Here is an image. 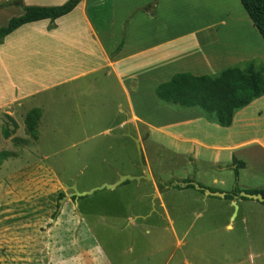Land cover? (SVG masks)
Returning a JSON list of instances; mask_svg holds the SVG:
<instances>
[{"label":"crops","instance_id":"0c3cea01","mask_svg":"<svg viewBox=\"0 0 264 264\" xmlns=\"http://www.w3.org/2000/svg\"><path fill=\"white\" fill-rule=\"evenodd\" d=\"M8 1L11 0H0V3L7 4ZM67 1L13 0L12 4L0 9L4 14L0 17V27L10 19L22 16L25 8L60 7ZM208 1L81 0L73 11L61 18L21 26L0 43V116L18 128L17 121L24 122L28 112L38 110L41 117L34 141L38 142V133L46 122L44 113L51 103L57 104L60 110V103L68 98L70 111L73 110L70 120L74 123L77 115L83 118L86 114V118L101 119L107 103L114 102V111L110 114L107 109L106 118L113 117V125L118 128L128 126L140 133L137 125L145 124L148 121L145 116L151 115L161 121L157 130L163 129L166 135L195 144L201 150L233 152L239 147L256 146L264 153V127L256 123L264 116L258 112L256 119L252 112V108L264 102V96L236 112L231 125L222 128L215 121L208 120L197 108L181 109L166 105L154 95V89L159 84L168 82L179 73L215 77L227 68L243 69L251 63L264 68V60L260 58L261 55L264 59L263 41L246 12L222 15L212 9L201 10ZM181 4L192 8L186 9L187 20L183 22L187 30L184 32L174 18ZM226 21L233 23L229 28V41L222 40L223 34H220L223 31L220 28L226 27ZM127 84L132 90L127 88ZM67 87V95L54 97L51 101L48 93ZM133 95L134 104L130 100ZM154 99L155 107L148 109L146 102L150 101L153 105ZM99 104L104 107L100 108L102 111H93L92 107ZM195 135L201 138L197 139ZM136 139L142 148V137ZM201 150L197 153L191 150L184 152V156L190 157L186 165L189 167L192 164L194 170L185 169L184 174L173 178L169 186L177 194L185 195V199L192 198L191 203L197 201L203 204L205 211L211 208L210 216L202 225L207 234L218 230V227L213 230L211 225L216 224L221 209L226 223L219 228L232 231L235 222L239 221L248 237L246 248L250 264H255V261L264 264V203L241 196L242 193L250 195L264 191V185L250 187L240 184L241 178L246 177L247 163L232 159L231 166H222L219 153L212 163L208 162L218 168L216 171L203 168L199 172L197 163H204L199 160L203 155ZM143 155L145 158L146 153ZM154 163L156 161L152 164L147 161L145 166L149 179L140 180L150 183V198L158 202L166 220V226H156V232L169 234L176 241L177 248L184 247L189 244L186 240L192 225L185 226L181 231L175 227L163 202L165 193L159 194L157 182L162 178L153 171ZM235 163L243 165L237 169L236 184ZM141 175L144 176V171ZM207 175L211 176L208 178ZM167 189L164 185V190ZM235 190L238 193L234 194ZM215 194H222L223 197ZM68 197L73 199L74 195L71 193ZM147 213H141L136 220L146 221ZM196 241L197 244L193 245L197 247L217 242L216 239L207 241L200 238ZM42 245L48 247L49 244ZM59 262L56 260L55 264Z\"/></svg>","mask_w":264,"mask_h":264},{"label":"rangeland","instance_id":"374dc122","mask_svg":"<svg viewBox=\"0 0 264 264\" xmlns=\"http://www.w3.org/2000/svg\"><path fill=\"white\" fill-rule=\"evenodd\" d=\"M12 3L13 0L0 3V9ZM188 8L192 9L181 4L178 15L174 16L182 32L187 30L183 20H187ZM203 9L222 15L244 11L238 0H210ZM2 15L0 12V17ZM226 23V27L220 28L223 29L220 34H223L222 40L229 41V28L233 23ZM260 58L264 60L261 55ZM129 86L127 84L132 90ZM68 93L69 87L48 95L53 102L54 97ZM130 100H134V95ZM154 103L155 99L153 105L146 102L148 109L154 108ZM47 107L38 142L26 135L23 120L17 121L20 128L8 139L0 133V153L10 155L0 164V264H55L56 260H60L59 264H250L246 248L248 237L239 221L232 231L219 228L226 223L221 209L216 224L211 225L213 230L217 227L218 230L207 234L202 225L210 216L211 208L205 211L203 204L191 203L192 198L185 199V195L177 194L169 186L185 169L194 170L192 164L186 165L190 157L184 156V152L197 153L201 148L166 135L163 129L157 130L161 121L151 115L145 116L146 125H137L140 133L128 126L118 128L113 125V117L106 118L107 109L113 113L114 102L107 103L105 108L100 104L92 107L99 112L104 108L101 119L77 115L74 123L70 120L73 110L70 111L68 98L60 103V110L54 103ZM252 112L256 119L258 112L264 116V102L252 108ZM256 123L264 127V119ZM13 128L0 116V130L13 131ZM136 137H142V164L156 161L153 171L161 176L158 183L163 187L159 194L165 193L163 202L175 227L181 231L192 225L186 240L189 244L184 247L177 248L169 234L156 232V226L165 227L166 220L158 202L150 198V183L123 181L124 177L142 176ZM201 151L203 155L199 160L204 163H197L199 172L203 168L216 171L218 168L211 163L219 153L222 166H231L232 159L247 163L246 177L241 178L240 184L264 185V153L256 146L239 147L233 152ZM143 153H146L145 158ZM71 193L73 199L68 197ZM82 193L86 194L76 196ZM141 213H147L146 221L136 220ZM132 224L137 226L132 227ZM178 236L181 237L180 233ZM199 238L220 242L194 246ZM90 260L93 261L88 262ZM255 264L258 263L255 261Z\"/></svg>","mask_w":264,"mask_h":264},{"label":"trees","instance_id":"16d2710c","mask_svg":"<svg viewBox=\"0 0 264 264\" xmlns=\"http://www.w3.org/2000/svg\"><path fill=\"white\" fill-rule=\"evenodd\" d=\"M80 1L68 0L60 7L25 8L22 16L10 19L5 27L0 28V43L21 26L43 20L54 21L69 14ZM238 1L264 43V0ZM154 95L160 103L166 105L181 109L197 108L208 118H213L218 126L227 128L231 125L236 112L264 96V68L251 63L243 69L227 68L215 77L179 73L173 75L168 82L159 84L154 89ZM40 117L38 110H31L26 114L23 122L26 135L33 141L37 139V125ZM15 130H17L16 126L13 131L2 129L0 133L3 138L8 139ZM9 156L8 153H0V164ZM235 164H237L234 170L236 178L237 169L243 165ZM157 187L159 191L163 190L158 182ZM236 193L238 191L235 190L234 194ZM256 194H261L264 198V191L253 192L250 195Z\"/></svg>","mask_w":264,"mask_h":264},{"label":"water","instance_id":"95a60500","mask_svg":"<svg viewBox=\"0 0 264 264\" xmlns=\"http://www.w3.org/2000/svg\"><path fill=\"white\" fill-rule=\"evenodd\" d=\"M135 144H136V147H137V150H138V160H139V164H140V168L143 169L144 171V176L142 177H137V178H132V177H124L123 178V181H139L140 179H144V180H148L149 177H148V173H147V169H146V166L142 164V160H141V151H140V147H139V142L137 140H134ZM197 190H200L199 187H197L196 185H193ZM108 188H113V187H108ZM86 193H83V194H78L77 196L78 197H81L83 195H85ZM211 195V194H210ZM216 196L218 197H223L222 194H215ZM242 197L244 198H248V199H252L254 201H258L260 203H264V198L262 197L261 194H256V195H248V194H244L242 193L241 194Z\"/></svg>","mask_w":264,"mask_h":264}]
</instances>
